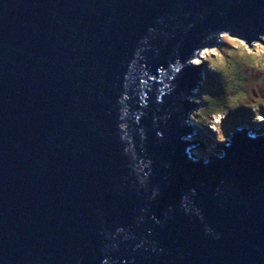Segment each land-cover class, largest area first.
<instances>
[{
  "label": "water",
  "instance_id": "1",
  "mask_svg": "<svg viewBox=\"0 0 264 264\" xmlns=\"http://www.w3.org/2000/svg\"><path fill=\"white\" fill-rule=\"evenodd\" d=\"M224 34L264 0H0V264H264V132L184 138Z\"/></svg>",
  "mask_w": 264,
  "mask_h": 264
},
{
  "label": "rangeland",
  "instance_id": "2",
  "mask_svg": "<svg viewBox=\"0 0 264 264\" xmlns=\"http://www.w3.org/2000/svg\"><path fill=\"white\" fill-rule=\"evenodd\" d=\"M238 41L224 34L218 46L205 48L192 59L199 61L193 64L199 65L201 80L192 89L190 101L196 106L188 124L198 134L184 138L202 142L191 147L195 155L221 153L214 149L230 142L238 129L264 132V119H258L264 117V45L256 43L248 52Z\"/></svg>",
  "mask_w": 264,
  "mask_h": 264
},
{
  "label": "snow or ice",
  "instance_id": "3",
  "mask_svg": "<svg viewBox=\"0 0 264 264\" xmlns=\"http://www.w3.org/2000/svg\"><path fill=\"white\" fill-rule=\"evenodd\" d=\"M237 43L243 44V41H238ZM193 63H199V61H193ZM258 119H264V117H258ZM223 139V138H222Z\"/></svg>",
  "mask_w": 264,
  "mask_h": 264
},
{
  "label": "trees",
  "instance_id": "4",
  "mask_svg": "<svg viewBox=\"0 0 264 264\" xmlns=\"http://www.w3.org/2000/svg\"><path fill=\"white\" fill-rule=\"evenodd\" d=\"M206 116H207V115H205V114L203 115V117H206ZM208 116H209V115H208ZM199 121H200V120H199ZM248 121H249V120H248ZM200 123H201V122H200Z\"/></svg>",
  "mask_w": 264,
  "mask_h": 264
}]
</instances>
